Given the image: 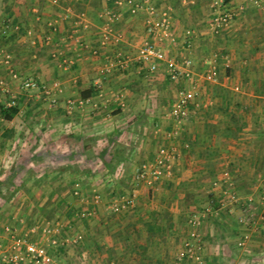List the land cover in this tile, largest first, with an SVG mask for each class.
Masks as SVG:
<instances>
[{
  "label": "crops",
  "instance_id": "obj_1",
  "mask_svg": "<svg viewBox=\"0 0 264 264\" xmlns=\"http://www.w3.org/2000/svg\"><path fill=\"white\" fill-rule=\"evenodd\" d=\"M53 1L0 0V51L12 56L8 65L0 58L6 84L0 106L15 101L19 107L12 119L0 115V191H21L11 199L0 192V255L10 245L7 228L26 234L61 223V238L69 243L50 249L53 264H176L192 231L190 217L198 214L206 264H264V0H231L233 21L219 33L209 29L214 0H151L156 20L169 12L176 37L161 47L180 65L193 62L190 79L178 82L165 65L157 73L142 64L101 73L118 52L131 56L156 38L147 29L149 0H138L135 12L112 0ZM106 28L112 35L104 45ZM187 30L194 36L185 41ZM64 59L73 61L70 69ZM212 59L218 64L215 83L205 76ZM28 79L47 86L62 82V89L49 98L41 88L23 89ZM191 84L198 95L182 135L172 139V105ZM86 99L93 102L79 104ZM69 100L76 102L71 114ZM162 148L179 158L171 176L148 188L136 180L137 170ZM67 157L78 170L60 176L62 182L71 177V189L60 195L59 182L53 187L52 177L39 180L61 174ZM227 173L241 198L234 209L223 205L219 183ZM24 188L38 192L29 196ZM132 193L135 208L110 210ZM250 201L258 207L256 228L244 221ZM24 205L30 208L21 211ZM89 210L96 213L79 216ZM78 234L83 241L73 245ZM34 238L48 243L41 230Z\"/></svg>",
  "mask_w": 264,
  "mask_h": 264
},
{
  "label": "built area",
  "instance_id": "obj_2",
  "mask_svg": "<svg viewBox=\"0 0 264 264\" xmlns=\"http://www.w3.org/2000/svg\"><path fill=\"white\" fill-rule=\"evenodd\" d=\"M215 15L210 23L209 29L213 33H219L222 29L228 27L233 21V12L226 4L224 0H214ZM256 4L260 0H254ZM55 4L58 3L57 0L53 1ZM114 6L130 7L133 12L139 9L138 0H112ZM146 8L148 12L147 18V29L151 35L156 38L144 44L141 48L136 50L131 56H124L123 53L118 52L114 58H110L106 65L101 70V73L106 75L116 71H127L134 64H142L147 66L151 73H157L161 65H165L170 80L172 82H178L181 80H189L192 76L193 62L191 59H185L183 64L180 65L174 58L167 55L165 49H163L160 43L164 39H168L172 42L176 41L173 24L168 11L162 13V17L158 20L154 18L156 14V6L152 4L151 0L148 2ZM117 15L110 16V21L114 22ZM12 24L8 22L7 28ZM12 27V26H11ZM87 27V25L85 26ZM112 30L106 28L103 34V44L106 45L111 39ZM194 36V31L187 30L185 32V41L190 40ZM50 38V37H49ZM114 41L119 43L121 41L120 35H115ZM0 58L8 65L12 62V56L0 51ZM63 63L66 68L70 69L73 66V61L64 59ZM208 67L206 73V80L212 83L217 81L218 74V64L217 59H212L205 63ZM14 78H17L16 73H12ZM0 87L5 88L6 84L4 81H0ZM22 88L32 89L41 88L42 92L47 96H53L55 91H60L62 89V84L60 82H54L51 86L39 85L35 80H25L22 83ZM198 91L194 85L191 84L190 87L182 89L176 100L174 101L171 109V117L174 122V131L170 134L172 139H178L184 130L185 123L190 118V104L196 99ZM103 98V94L99 95ZM91 99L82 100L79 102L80 105L92 103ZM52 103L55 104L56 100L52 99ZM68 113L71 114L76 106V102L69 100ZM15 101L8 104L9 108L15 106ZM96 106V104L94 105ZM190 145L186 144L185 148H189ZM179 158V153L175 150L162 148L154 161L143 163L136 173V180L142 182L148 188H154L157 183L161 181L163 177H169L172 174L175 161ZM222 189V197L224 206L234 209L239 206L241 198L235 188L234 183L231 181L230 175L225 174L224 179L219 183ZM80 183L77 182L75 185L74 195H80ZM137 194L132 193L129 196H123L121 200L111 204L109 206L110 210L114 213H119L128 209L135 208ZM263 201H264V190H263ZM93 201L95 204H100L102 202V196L98 193L94 194ZM246 213L248 214L245 218V222L251 227L256 228V220L254 214L257 212L258 207L251 201L246 206ZM96 212L94 210L84 211L79 216L83 219L92 217ZM264 220V213L263 218ZM189 223L192 227L190 237L184 243V249L177 254L176 264H206L201 253V233L200 228L202 226V219L198 214H193L190 217ZM39 230L44 237H47V245H42L37 241L32 239V235L36 234ZM2 230H0V237L2 235ZM9 234L10 245L8 249L2 252L0 255V260L3 264H53L54 257L50 251L51 248L61 249L69 243L64 238H61L63 233V225L61 223H56L55 225H45L42 228L33 227L30 232L26 234H17L10 228L6 229ZM83 241V236L78 234L70 240L73 245H79ZM244 243L241 242L239 246H243Z\"/></svg>",
  "mask_w": 264,
  "mask_h": 264
},
{
  "label": "rangeland",
  "instance_id": "obj_3",
  "mask_svg": "<svg viewBox=\"0 0 264 264\" xmlns=\"http://www.w3.org/2000/svg\"><path fill=\"white\" fill-rule=\"evenodd\" d=\"M62 83V82H61ZM83 159L82 158H79V159H76L75 160V162H77V161H82ZM85 160V159H84ZM73 160L72 159H68V157L67 158H64L63 159V168H61V174H59V175H46V176H44L43 175V178H40V180L39 181H42V179H45V177H52V178H48V179H52L50 182H53V184L51 185V186H55L56 187V184L59 182V185H58V187H60L59 189H57V190H55L58 194H60V195H65V194H67L68 193V191L71 189V183L69 182L70 180L69 179H71V177H68L69 179L68 180H64L63 182L61 181L62 179H65L67 176H69V175H71V174H75L74 172V169H76L75 167H76V164L75 165H70V163L72 162ZM50 162V161H49ZM48 162V163H49ZM55 163V162H54ZM35 175V174H34ZM34 175H32V177L34 176ZM64 176L63 178H61L60 176ZM67 175V176H66ZM28 178V176L27 175H25V178ZM46 178V179H47ZM73 179H75V176L73 177ZM79 179H80V177H79ZM78 180V179H77ZM67 181V182H66ZM62 182V183H61ZM40 185V184H39ZM37 187V186H36ZM57 187V188H58ZM54 191V190H53ZM1 192V195H3V197L5 198V199H8L9 197H10V199L11 198H16V196H18L19 195V193L21 192L20 190L19 191H15V192H13L12 194H10L9 192H8V190H5V192H3V191H0ZM22 192H24L26 195H29V196H32L33 194L34 195H36V193L38 192V191H35L33 194H32V190L31 189H27V188H24V190H22ZM2 197V196H1ZM34 197V196H33ZM30 208V205H24L23 207H22V210L21 211H27V209H29ZM35 207H37L38 209H39V206L38 205H35ZM34 241H37V239L36 238H34L33 239Z\"/></svg>",
  "mask_w": 264,
  "mask_h": 264
},
{
  "label": "trees",
  "instance_id": "obj_4",
  "mask_svg": "<svg viewBox=\"0 0 264 264\" xmlns=\"http://www.w3.org/2000/svg\"><path fill=\"white\" fill-rule=\"evenodd\" d=\"M224 2L226 4H229L231 2V0H224ZM18 113H19V107H18L17 103L15 106H13L11 108H5L3 105L0 106V115L3 116L7 120L12 119L14 116L18 115ZM71 138H72V136H71ZM73 138H75V137H73ZM77 170L78 169H74V171H77Z\"/></svg>",
  "mask_w": 264,
  "mask_h": 264
}]
</instances>
